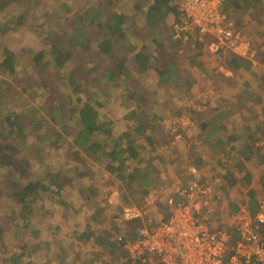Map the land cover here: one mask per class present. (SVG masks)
<instances>
[{"label": "trees", "instance_id": "obj_1", "mask_svg": "<svg viewBox=\"0 0 264 264\" xmlns=\"http://www.w3.org/2000/svg\"><path fill=\"white\" fill-rule=\"evenodd\" d=\"M28 1L30 0H0V10H6V7L12 3L26 2L28 4ZM131 1L133 7L130 11L124 10L119 0H98L90 6L74 12L76 15L74 18H69V22H67L68 17L64 19L65 26L60 24L63 22L59 21V25H62L61 28L44 37V43L49 45L47 49L43 47L32 52L28 48L26 49V52L29 53L27 56H24L23 50L7 46L0 50V110L3 108L0 111V164L9 168L8 176L5 177V187L8 190L6 197L10 199L13 204L11 205L19 213L20 218L25 220V229H31L30 223L36 224L30 220L33 215L43 217L47 214L46 212H49L43 205L37 206L39 201L45 199V194L49 195L50 201L60 203L66 210L70 207L74 208L70 202L63 199L64 189L69 184L71 185L75 179L89 175V171L84 168L88 163L85 157L104 162V165L102 164L104 170L115 175L121 181V185H124L123 190H126L121 193L124 200L128 197V193L136 194L138 187L148 186L153 181L149 173V168L153 167L151 163L153 156L148 157L153 150L147 151L146 145L158 140L156 136L160 128L154 124V119L159 120L162 117L154 112L153 108L160 105L150 103L149 97L143 92H139L141 89L129 91L131 92L129 98L134 99L136 103L135 108L128 111L125 117L134 121V124L132 128L117 138L113 135L109 123L101 120L99 107L103 105V102L98 98L100 95H106L107 89L104 87L115 84L117 79L122 82L126 81L127 89H131L130 85L135 84L131 79L133 75L125 73L124 70V68H129L126 63L130 52L134 59L132 67L138 74L154 69L163 85L178 87L191 95L192 92L189 90L193 83L182 73L180 66L183 59L173 53L180 49L184 40H176L173 36L172 23L171 25L166 24L170 16H174L175 21L182 19L184 15L182 0ZM63 5L69 10L67 3ZM261 6L264 11V0H224L221 10L230 16L235 15L238 27H240L243 21L238 15H243L247 10ZM139 19H142L143 24L139 23ZM25 21L26 14L22 13L0 23V36L7 30H16L25 25ZM140 25L151 30L149 34L158 35L157 38H154L156 47L157 49L165 47L166 52L162 51L157 55L149 53L145 44L138 49L140 45L138 30L142 28ZM59 29H62V32ZM166 39H168L167 44ZM132 40L135 44L139 42L138 46L131 47ZM196 45L200 50L189 60L192 65L198 63L201 66L204 62L198 61L196 58L203 53H201L200 43L198 42ZM218 55L223 56V67L232 74L214 69L212 75L210 74L214 81L212 85L216 83V78L221 82L230 80L231 77L234 78L243 70H253V61L249 58L229 50L221 51ZM73 57H80V62L69 69L66 64ZM99 57L104 58L107 65L100 66L98 64ZM157 59L163 61L161 67L154 66ZM23 60L24 62H22ZM27 65H29L28 70H31V73L26 71ZM22 71L27 73L23 75ZM10 78L12 80L21 78L22 84L16 86L14 82L11 83ZM262 80L264 81L263 78ZM26 81L37 87H29ZM217 84L219 85V83ZM238 87L239 93L234 96L233 100L239 102L248 100L252 102L251 105L257 102L262 103V97L256 89L250 88L248 82L241 83ZM217 88L219 89V86ZM26 90L27 92H25ZM169 91V94L173 93L170 89ZM23 94H27L28 100L24 98ZM39 94L42 100L37 99ZM123 95L127 96L126 93ZM202 104L210 109L214 107L213 110H215L210 116L209 123H202L200 130L205 133L204 141L208 142L216 154H220V149H225L223 154L231 153L226 146L233 143L234 150H237V153L244 159L248 160L253 154H258L264 163V122L262 125H258L260 124L258 123L259 127L257 126L254 130L246 127L244 134L239 131L230 134L225 140L221 134L222 126L219 125V113L223 112L224 108L229 110V107L221 104L212 105L209 101ZM262 107L264 108V104ZM248 109L250 112V108ZM253 109L254 106L251 107V111ZM147 129H150V133L149 136H145L147 141L145 145L139 140V136L145 135ZM68 136H73L72 144ZM244 136H247L248 142L237 149L234 141L242 140ZM28 137L33 138L30 143L27 141ZM66 141L71 144L68 148L70 153L68 152L62 157ZM47 146L52 147L53 153L59 157V160L48 164L43 174L35 173L33 182L23 184L19 174L24 178H29L30 171L20 162L25 156H28V153L30 157H33V154H37L38 157L44 156L43 152ZM21 147L28 153L24 152L23 155V152L20 151ZM199 159L185 169L187 180L193 177L190 172L191 166L196 167L201 174L205 172L201 164L204 158L200 156ZM217 162L224 167V170H216L217 172L215 171L214 174L220 175L222 180L230 183H242V185L251 182L250 173L239 178L235 176L236 173L232 172L231 167L224 164L225 161L218 160ZM130 163L135 165L131 167ZM12 167L13 169H11ZM16 169H19V172ZM260 182H263L262 189H264V180H260ZM80 184L78 191L81 195H85L86 189L93 195L97 192L95 189L88 188L84 183ZM248 195L254 199V189L249 190ZM252 199L245 204L250 205L253 212L254 209L257 212L259 205H264V200L260 201L255 198L256 202H253ZM252 203H255L257 207ZM105 207L101 206L98 209L97 216ZM240 208L241 205L238 209ZM168 216L169 214L166 218ZM38 219L41 220V218ZM143 220V216L127 220L126 229L125 227L119 229L116 227L119 232L116 237H111L109 232L102 231L95 237L96 245L112 253L116 251L123 253L124 242L134 241L139 236V228L144 226L142 225ZM31 231L34 237H39L40 230L33 229ZM119 236L122 237V240L118 239ZM78 237L81 241L91 239L93 233L90 227L88 226L87 229L79 233ZM235 237L236 234L232 239ZM3 239L4 230L0 228V247ZM28 246L29 244L23 243L21 246L23 253L19 255L14 253L9 260L14 264H21L19 259L24 256ZM62 253L60 262L63 264H92L94 261V258H91L88 262L78 259L69 262L66 261L67 252L64 248ZM121 263L151 264L141 259L134 260L130 256L127 257V261Z\"/></svg>", "mask_w": 264, "mask_h": 264}, {"label": "rangeland", "instance_id": "obj_2", "mask_svg": "<svg viewBox=\"0 0 264 264\" xmlns=\"http://www.w3.org/2000/svg\"><path fill=\"white\" fill-rule=\"evenodd\" d=\"M97 1L30 0L28 4L26 2L10 4L6 7V10H0V23L7 21L12 16L24 13L26 14V24L16 30H7L6 33L2 34L0 36V50L4 46H7L12 49L23 50L24 56H27V54L29 55L26 52L28 48L32 52L43 47L47 49L49 45L44 43L45 36L61 28L64 25L65 18L68 17L67 22H69V18L75 17L76 13L74 14V12L84 9ZM119 1L126 11H130L133 7L131 0ZM65 3H67L69 10L63 5ZM262 9V6L255 9L251 8L245 14L238 15L241 16V20L243 21L239 29L241 30L244 43L239 44L236 50L230 51L242 56H245V54L249 55L246 58L253 61V70H243L234 78L231 77L230 80H223L221 82L217 78H214L216 83L212 85L214 81L211 79L210 74L214 69L223 71L226 74H232V72L223 67V56L211 51L204 43H200L203 50H201V53L203 54L198 56L196 60L204 63L201 66L198 63L192 65L189 59L199 52L200 48L192 42L184 43L185 41H182L183 44L180 46V49H177L173 53L183 59L180 68L185 78L193 83L192 88L189 90V92H192V95L178 87L174 88L163 85L159 81V75L154 69L138 74L132 67L134 59L131 57V52L128 53L129 57H127L128 62L126 63L129 68H124V70L125 73L133 75L131 79H133L135 84H131V89H127L126 81L122 82L120 79H117L115 84L113 83L110 86L104 87L107 89L106 95H100L98 98V100L103 102V105L99 107L100 117L103 122L109 123L113 135L117 138L124 134L126 130L132 128L134 124V121L128 120L125 117L128 111L135 108L136 103L134 99L129 98V94L131 93L129 91L141 89L139 92L147 95L150 103L160 105L155 106V109L153 108V111L162 117L159 120L154 119V124L160 128L156 136L158 140L153 143L149 142V145H146L145 136H149L150 129H147L145 135L139 136V140L147 146L146 150H153L148 155V157L153 156L151 160L153 167L149 168L150 177L153 178V181L148 186L143 185V187H138L136 194L132 195L128 193V197L125 200L122 199L121 193L126 189L123 190L124 185H121V181L115 175L109 174L104 170V162L101 163L90 157H85L88 163L84 168L89 171V175L84 178L75 179L71 185L69 184L64 189L63 199L66 202H70L74 208L70 207L66 210L60 203L50 201L48 199L49 195L45 194L47 197L45 196V199L39 201L37 206L43 205L49 212H46L47 214L43 217H35L33 215L30 220L36 222V224L30 223L31 229H25V220L20 218L19 213L14 210L10 199L6 197L8 190L5 187V177L8 176L9 168H5L0 164V228L4 230V239L1 241L0 247V264H14L9 258L14 253L18 255L23 253L21 247L23 243H27L29 246L24 256L19 259L21 260V264H63L60 262L63 248L67 252L66 261L69 262L77 259L88 262L91 258H94L92 264L124 263L129 256L126 250L123 253L122 251L112 253L101 246H97L95 237L102 231H107L111 237H116L119 233L116 227L118 229L125 227L126 229L127 219L123 216V210L127 207L136 206L141 210L144 219L142 225L144 226H154L156 223L163 221L170 213V205L167 199L174 196L176 201L180 200V197H177L175 193L183 181L186 180L185 169L189 168L192 162L200 160V156L204 158V161L201 163L202 168L205 170L204 180L212 184L214 190L219 196H222V200L225 193L231 197L228 200L226 199V195L225 202L221 203L220 210L222 209V211L220 212V219L216 203L212 219L214 224L221 223L220 225L225 227L230 226V224L237 225L238 218L233 213H236L241 208L234 211L235 206H238L241 202L242 207L245 205V201L249 202L250 200L246 198L247 195L244 194L245 187L241 186L240 183H230L227 181L230 185L228 189L226 185L224 186L226 183L223 180L220 184V176H216L214 172L220 169L223 171L224 167L218 164V160L225 161L224 164L231 167L234 173L241 168L239 178L243 177L246 171L253 169L254 172H251L258 179L255 198L260 199V201L264 200L263 182H260V180H264V163L260 155L253 154L250 159L246 160L237 153V150H234L233 143L226 146L231 153L223 154L225 149H220V154H216L210 148L208 142L204 141L205 133L200 130L202 123H209L210 116L215 111L213 110L214 107L210 109V107L202 104L209 101L212 105L221 104L229 107V110L228 108H224V111L219 113V125L221 124L222 126L221 134L223 139L227 140L228 135L234 134V130H237L239 127L240 111L243 108H247L244 106L245 103L241 106L240 102L233 101L234 96L239 93L238 86L241 83L248 82L250 88L256 89L258 94L264 99V81L262 80V78L264 79V11ZM232 18L237 21L235 15H232ZM59 21L63 22L60 23L62 24L61 26L59 25ZM174 21V16H170L166 24L171 25ZM139 23L143 24L142 19H139ZM236 26L238 27L237 22ZM59 31L62 32V29H59ZM150 31L148 28H140L138 30L140 45H137L139 42L135 44L132 40L131 47L137 45L139 49L145 44V48H148L149 53L157 55L162 51L166 52L165 47L157 49L154 38H157L158 35L155 33L149 34ZM167 42L168 39H166V44ZM103 59L102 57L98 58L100 66L107 65L106 60ZM79 62L80 57H73L66 65L70 69ZM162 63L163 61L157 59L154 62V66L161 67ZM28 69L29 65L26 66V71L31 73V70ZM27 72L22 71L21 74L25 75ZM81 72L83 71L81 70ZM10 79L12 80V78ZM13 82L16 86L21 85L22 79H13L11 83ZM26 84L31 88L37 87L29 81H26ZM218 86L219 89L217 88ZM169 89L173 92L172 94H169ZM125 93L127 96L123 95ZM23 95L28 100L27 94ZM37 99L42 100L40 94L37 96ZM246 101L247 104H250V101ZM263 122L264 117L259 122H248L244 126L254 130L258 125H262ZM251 125L253 127H250ZM239 132L244 134L246 128L239 129ZM32 139V137H28V143ZM68 139L71 140L72 144L73 136H68ZM247 139V136H244L242 140H235L238 141H234L236 148H241L244 143L248 142ZM66 144L63 147L64 153L62 157H64V154L70 153L68 148L71 144L67 141ZM47 147L42 157H38L37 154H33V157H30V154L21 147L20 151L23 152V155L24 152H27L28 156H25L20 164H23L30 171L29 178H24L19 174L24 182L23 184L33 182L35 180V173L43 174L48 164L59 160V157L53 153L52 147ZM129 165L133 167L135 164L130 163ZM16 171L19 172V169H16ZM79 182L84 183L90 189H95L97 191L95 195L90 194L87 189L85 190V195L79 194L78 187L81 185ZM147 190L149 191L146 192ZM252 201L254 202V200ZM252 204L255 205V203ZM101 206L106 207L97 216V211ZM246 206L251 214L256 212L255 209L254 212L253 209H250V205ZM255 207L257 206L255 205ZM38 218H41V220ZM88 226L93 233V237L87 241H81L78 234L87 229ZM33 229L40 230L39 237L32 235L31 230ZM153 264L158 263L154 262Z\"/></svg>", "mask_w": 264, "mask_h": 264}, {"label": "built area", "instance_id": "obj_3", "mask_svg": "<svg viewBox=\"0 0 264 264\" xmlns=\"http://www.w3.org/2000/svg\"><path fill=\"white\" fill-rule=\"evenodd\" d=\"M223 1L182 0L184 15L172 24L174 38L204 43L216 54L236 50L244 43L242 33L232 16L221 10ZM190 172L193 177L186 178L175 193L180 200L174 196L167 199L169 216L154 226L141 228L134 241L124 242L129 256L151 264H264V205L260 204L254 214L246 204L233 213L238 224L232 231L229 226L214 224L220 196L204 180V172L201 174L194 166ZM123 212L127 220L143 215L136 206Z\"/></svg>", "mask_w": 264, "mask_h": 264}, {"label": "crops", "instance_id": "obj_4", "mask_svg": "<svg viewBox=\"0 0 264 264\" xmlns=\"http://www.w3.org/2000/svg\"><path fill=\"white\" fill-rule=\"evenodd\" d=\"M235 100V99H234ZM233 100V101H234ZM235 102H239V101H237V100H235ZM261 102L262 103H260V102H257L256 104H254V105H251L252 104V102L250 101V104L248 103H246V102H240V105L242 106L244 103H245V107H247V108H243L242 109V111H240V120H239V127L237 128V130H234V133H235V131H239V129H242L243 127L244 128H246L247 126H244V125H246L248 122H254V123H256V121H258V120H261V118L262 117H264V113H263V110H264V108L262 107V105L264 104V99H262L261 100ZM231 103V102H230ZM252 106H254V109L251 111V107ZM248 108H250V112H249V109ZM240 171H241V168L240 169H238L235 173H237V174H235V176L236 177H239L240 176ZM248 171H250V172H245V174H244V176L246 175V173H250L251 174V182L249 183V184H244V185H242V183H240V185L241 186H244L245 187V190H244V194H246L247 195V197L246 198H248V199H252L249 195H248V191L249 190H251V189H254V191H255V196H256V194H257V184H258V182H257V178H256V176L252 173V172H254V170L253 169H250V170H248ZM252 171V172H251ZM220 176V175H219ZM243 176V177H244ZM242 177V178H243ZM220 183L222 182V178H221V176H220ZM223 182H225L226 184H224V186L226 185V188L228 189V187H230V185H229V183H227V181H225L224 179H223ZM227 192V191H226ZM227 194L225 193V196H226ZM225 196L223 195V200H222V196L220 195V200H218V202H217V212H218V214H219V219H220V212L222 211V209L220 210V206H221V203L223 204L224 202H225ZM228 196V197H227ZM226 196V199H228V200H230L231 199V197H230V195H227ZM244 196V195H243ZM229 197H230V199H229ZM244 199V198H243ZM245 200V199H244ZM252 200H254L255 201V198L254 199H252ZM245 202H247V201H245ZM218 204H219V206H218ZM240 205H242L241 204V202L238 204V206H235L236 208H234V211H236L238 208H239V206ZM234 207V206H233ZM219 223V222H218ZM219 224H221V223H219ZM236 226L235 225H233V224H230V226H229V229H230V231H232L234 228H235ZM261 233H262V235H263V237H264V226H263V228H262V231H261ZM235 234V233H234Z\"/></svg>", "mask_w": 264, "mask_h": 264}]
</instances>
